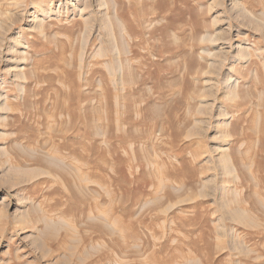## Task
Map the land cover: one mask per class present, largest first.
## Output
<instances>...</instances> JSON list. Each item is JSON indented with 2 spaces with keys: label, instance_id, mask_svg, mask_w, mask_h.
<instances>
[{
  "label": "rangeland",
  "instance_id": "374dc122",
  "mask_svg": "<svg viewBox=\"0 0 264 264\" xmlns=\"http://www.w3.org/2000/svg\"><path fill=\"white\" fill-rule=\"evenodd\" d=\"M0 264H264V0H0Z\"/></svg>",
  "mask_w": 264,
  "mask_h": 264
},
{
  "label": "bare ground",
  "instance_id": "6f19581e",
  "mask_svg": "<svg viewBox=\"0 0 264 264\" xmlns=\"http://www.w3.org/2000/svg\"><path fill=\"white\" fill-rule=\"evenodd\" d=\"M127 6V5H126ZM114 14H115V17H116V19H117V21L119 22H121V17H120V13L118 12V10L115 8V12H114ZM153 16V15H152ZM114 17V16H113ZM131 18V17H130ZM133 23V22H132ZM105 24H106V21H105ZM116 24V23H115ZM118 24V23H117ZM109 25V24H108ZM119 25V24H118ZM135 25V24H134ZM103 26H104V24H103ZM114 24L112 23V22H110V25H109V30H111V37H112V42H113V44H114V46L115 47H113V49L114 48H116V49H118V47H117V38H116V34H115V30L113 29L114 28ZM105 27V26H104ZM106 28V27H105ZM107 28H108V26H107ZM108 30V29H107ZM109 30H108V32H109ZM120 30V29H119ZM146 30V29H145ZM121 31V30H120ZM125 31V30H124ZM143 31V30H142ZM105 32H107V31H105ZM149 32V31H148ZM107 34H109V33H106V35ZM121 34V33H120ZM123 36V35H122ZM159 36V35H158ZM109 40V39H108ZM110 40H111V38H110ZM122 40V39H121ZM157 40V39H156ZM106 41V40H105ZM159 41V40H158ZM109 43H111V42H109ZM112 44V43H111ZM115 49V50H116ZM128 52V51H127ZM124 54V53H123ZM121 58V57H120ZM117 59V58H116ZM123 60H124V58H123ZM124 62V61H123ZM119 64V63H118ZM121 65H123V64H121Z\"/></svg>",
  "mask_w": 264,
  "mask_h": 264
}]
</instances>
